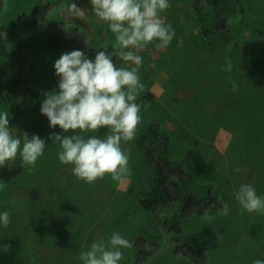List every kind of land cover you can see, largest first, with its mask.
Wrapping results in <instances>:
<instances>
[{
	"label": "rangeland",
	"instance_id": "1",
	"mask_svg": "<svg viewBox=\"0 0 264 264\" xmlns=\"http://www.w3.org/2000/svg\"><path fill=\"white\" fill-rule=\"evenodd\" d=\"M69 1L39 0L34 4V0H0V37L7 32L15 34L14 29L22 30L26 24L23 14L41 12L35 16L36 25H41L39 30H57L81 51H91L93 59L99 50L112 55L107 42L115 41V35L108 38L105 29L93 35L84 26L93 14L90 1L79 5L84 15L77 17L66 14ZM169 2L171 7L160 15L173 26L175 37L171 44L174 42L176 47L170 44L163 49L158 46L159 41H154L134 50L142 57L139 75L144 88L137 100L142 106V122L134 140L122 145L130 150L131 176L113 180L106 175L92 184L77 179L72 166L63 165L58 159L59 142L48 139L53 132L72 133H63L59 126L50 128L47 117L41 114V104L22 114L21 119L12 104H0V112L9 113L14 136L22 137L27 132L29 138L35 134L46 142L44 155L31 172L18 155L3 167L20 166L19 174L11 181L0 176V181L7 184L0 191V213L8 211L11 216L8 227L0 224V236L22 238L21 252L26 264H83L80 253L98 239L107 242L114 232L133 245L121 249L124 258L120 264H191L183 252L196 259L193 264H214L204 256L209 246L189 241L170 245L173 237L164 228L168 207L177 202L176 178H185L190 170L194 179L185 212L199 210L214 219L196 227L217 241L212 252L215 264L264 260V215L246 211L241 214L235 199V192L245 183L264 196V0H226L232 12L214 8L213 24L204 29L212 37L204 43L195 40L198 19L194 4L187 0ZM240 2L246 10L239 11ZM199 5L206 14L213 10L205 8V0H200ZM12 18L18 21L13 24ZM6 23L11 24L5 27ZM92 36L98 39L97 43L90 42ZM11 39L18 42L16 48L25 46L20 43L21 36ZM181 39L183 46L178 47ZM72 50L41 47L39 67L47 92L59 90L54 63L61 54ZM29 62L25 55L16 68L15 95L26 86ZM116 66L134 65L119 58ZM148 90L155 94L154 101L145 97ZM16 116L19 127L12 124L11 118ZM37 119L42 129L35 123ZM149 126L157 136L144 147L138 137ZM82 134L103 138L108 131ZM166 138L172 140L174 157L182 162L181 166L166 164L158 155L157 148ZM236 168L242 171H234ZM157 183L165 186L170 200L146 208L140 196ZM199 194L204 197L199 198ZM240 239L243 240L239 243Z\"/></svg>",
	"mask_w": 264,
	"mask_h": 264
},
{
	"label": "clouds",
	"instance_id": "2",
	"mask_svg": "<svg viewBox=\"0 0 264 264\" xmlns=\"http://www.w3.org/2000/svg\"><path fill=\"white\" fill-rule=\"evenodd\" d=\"M90 4L95 16L107 22L115 34L112 55L134 66L117 67L112 55L103 50L96 51L94 59L79 49L65 52L54 63L59 90L44 94L40 111L47 117L50 128L59 126L63 133H72L53 132L48 138L59 142L60 163L71 165L77 179L92 184L106 175L113 180L131 176L130 150L122 145L134 140L142 122V106L137 100L144 88L139 75L142 57L134 50L154 41L166 49L175 37V30L160 15L171 7L169 0H90ZM67 11L75 16L84 15V9L75 2L68 4ZM177 46H183L182 39ZM101 128L108 130L103 138L82 134ZM45 146V140L35 134L31 138L27 132L22 137L14 136L9 127V113L0 112V166L19 155L31 172L44 155ZM6 188L7 184L0 181V191ZM235 199L241 206V214L246 211L264 215V196L258 195L251 184H241ZM10 223V213H0V224L6 228ZM132 246L131 241L114 232L107 242L101 238L92 243L80 253L79 259L83 264H120L124 258L121 249ZM9 247L5 245L4 250ZM253 264H264V260H254Z\"/></svg>",
	"mask_w": 264,
	"mask_h": 264
},
{
	"label": "trees",
	"instance_id": "3",
	"mask_svg": "<svg viewBox=\"0 0 264 264\" xmlns=\"http://www.w3.org/2000/svg\"><path fill=\"white\" fill-rule=\"evenodd\" d=\"M39 0H34V4H37ZM47 2L50 0H46ZM90 0H70L68 3H66L65 12L67 15L72 16L68 13L67 7L68 4L71 2H75L77 4V7H79L80 4L88 5V2ZM182 1V0H180ZM188 3H193L194 8L196 9V17L198 19V32L195 35V40L199 43H204L205 41H209L212 37L208 36L204 29L207 26H210L213 24V16L212 14H215V9L217 7L226 8L228 11H231V8L226 5V0H205V8H212L213 10L210 14H206V10H204L203 6L199 5L200 0H187ZM241 4V2H240ZM226 5V6H225ZM57 9V8H56ZM235 10V9H234ZM246 10V6L242 3L240 6L239 11ZM22 11V10H21ZM24 11V10H23ZM60 11V9H59ZM61 12V11H60ZM64 13V11H62ZM93 13V11H91ZM41 14V12H30L23 14L22 18L25 20V25L22 27V30L14 29L13 32L6 33L4 36L2 35L0 37V104H12L14 108L18 110L20 119L22 118V114L30 113L34 110V108L37 105H40L44 99V94L47 92L45 87L46 83L43 80L44 75L40 72L39 67V60H41L42 52L40 51L41 47L43 45L46 46H54V47H61L62 49L69 48L77 50L76 48L80 49L79 47H76L72 45L70 39L66 36H62L59 34L57 30H53L52 32H46L43 30H39L41 25H36L35 23V16ZM58 17V15H56ZM59 16H63L62 14H59ZM77 17V16H76ZM18 20L12 18L11 23H15ZM78 21V20H76ZM90 22V23H89ZM101 22H104V26H101ZM10 23V24H11ZM88 30H91V33L94 35V33L97 35L100 30L105 29L106 35L108 38H114V33L111 32L110 28L108 27L107 22L102 21L98 17L95 16V14H92V18L90 21L86 22ZM10 24H4L6 25ZM103 27V28H102ZM224 33V32H220ZM21 36L20 43L24 44L25 46L21 48L18 47V42H11V37H17ZM215 35V34H213ZM177 38V37H176ZM91 43H97L98 39H95L93 36L90 37ZM116 43V41L109 40V43L107 42V46L115 52V49L113 48V45ZM15 44V45H12ZM172 47H176V44L173 42L171 44ZM171 48V47H170ZM81 50V49H80ZM112 53V54H113ZM25 55H28L29 57V70L26 73L25 76V82L26 86L23 89V91L17 95L14 94V88H15V78H16V68H19V65H21L22 59ZM86 55L93 59V55L91 51H86ZM113 61L115 64L118 63V59L120 58L117 55H112ZM122 61V59H121ZM230 82V81H229ZM231 83V82H230ZM45 86V87H44ZM230 89V88H229ZM232 92H234L233 89ZM230 92H228L229 94ZM145 97H148L151 101H154L156 99L155 94L151 91H145L144 92ZM238 101V99L234 100L233 102ZM232 103V102H230ZM13 108V109H14ZM39 116V115H38ZM19 117L11 118L12 124H16L18 127L19 125ZM40 120H36L35 123H37L38 127L42 129V125L40 123ZM15 126V127H17ZM17 127V128H18ZM108 130L106 128H101L99 130L100 133H106ZM92 134H85L84 136H90ZM188 136V133L186 134ZM156 131L152 126L148 127V130L142 133L138 139L139 143L142 144L144 147L148 145L150 142H154L156 140ZM172 140H169L168 138L165 139V142L163 145H161L159 148H157L158 155L162 158V160L166 164H171L175 166H181L180 161H178L177 158H175V153L172 150ZM21 170L20 166H13L10 164L8 167L0 166V176L3 177L5 180L11 181L12 178H14L17 174H19ZM175 179V177H173ZM194 179V172L188 171L186 173L185 178H176V184H177V202L171 203L169 209V214L165 215L164 218V228H167L169 230V234L173 237L171 240L170 245H176V242H184L189 241L193 244L197 245H207L209 246V250L207 253L204 254L211 262H214L212 259V252L217 247L218 243L217 241L211 240L205 230L201 229L200 227H196L200 223H205L211 220H214L211 218V214L207 215L199 210H194L193 213H187L185 212L186 206L188 205V198L190 196V189H191V182H193ZM195 189L199 192V187L194 185ZM150 187V186H149ZM148 187V188H149ZM160 183L155 184L151 190L145 191L141 194V203L146 208H152L154 204L161 203V202H167L170 200V196L168 194V191L166 188H164ZM219 189V186L217 190ZM163 196L165 198L163 199ZM204 197L199 194V198ZM230 206V203L228 204ZM195 224V225H194ZM158 231L159 228H158ZM243 239L239 240V243L242 242ZM235 241V239L233 240ZM162 245H165L166 241H161ZM237 243V244H239ZM9 245L7 251L4 250V246ZM22 249V238L19 235H3L0 236V264H26L25 258L22 255L21 252ZM184 256L189 259L191 264L196 262L195 258L189 257L187 254L183 252Z\"/></svg>",
	"mask_w": 264,
	"mask_h": 264
},
{
	"label": "bare ground",
	"instance_id": "4",
	"mask_svg": "<svg viewBox=\"0 0 264 264\" xmlns=\"http://www.w3.org/2000/svg\"><path fill=\"white\" fill-rule=\"evenodd\" d=\"M187 13H188V11H187Z\"/></svg>",
	"mask_w": 264,
	"mask_h": 264
}]
</instances>
